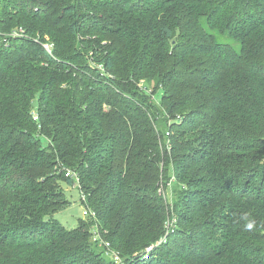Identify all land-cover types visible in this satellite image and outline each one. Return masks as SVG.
<instances>
[{
  "label": "trees",
  "instance_id": "1",
  "mask_svg": "<svg viewBox=\"0 0 264 264\" xmlns=\"http://www.w3.org/2000/svg\"><path fill=\"white\" fill-rule=\"evenodd\" d=\"M95 233L264 264V0H0V264H114Z\"/></svg>",
  "mask_w": 264,
  "mask_h": 264
},
{
  "label": "rangeland",
  "instance_id": "2",
  "mask_svg": "<svg viewBox=\"0 0 264 264\" xmlns=\"http://www.w3.org/2000/svg\"><path fill=\"white\" fill-rule=\"evenodd\" d=\"M43 142L44 144H46V141H43ZM63 189H64L65 198L71 203V205L63 212L55 215L54 220L63 224L66 227V229L73 230L78 227L80 220H86L88 218V216L84 214V212L86 211V207L82 203V200H81L83 199V196L80 192L78 182L75 183V186L64 185ZM167 189H168V198L170 199V200L168 199L167 202H170V203L172 202V205H173L174 204L173 191L175 190L173 179H172V182L168 183Z\"/></svg>",
  "mask_w": 264,
  "mask_h": 264
},
{
  "label": "built area",
  "instance_id": "3",
  "mask_svg": "<svg viewBox=\"0 0 264 264\" xmlns=\"http://www.w3.org/2000/svg\"><path fill=\"white\" fill-rule=\"evenodd\" d=\"M12 36L13 37H25V31L23 30V29H19L18 31H16V32H14L13 34H12ZM44 48L49 52V53H51V46L49 45V44H45L44 45ZM37 118H35V120H36ZM66 176L67 177H73V178H75V180L77 181V182H79V177H78V175H76V174H73V173H71V172H67V174H66ZM159 194L162 196V197H164V199L166 200V201H168V195H167V192H166V190H165V188H164V186L163 185H161V187H160V190H159ZM83 200L85 201V197L83 196ZM84 214L86 215V216H92L93 215V213L88 209V208H86V211L84 212ZM170 224V223H169ZM168 224V225H169ZM171 225V224H170ZM166 236L159 242V243H157V244H155V245H151L150 247H148L147 249H146V251H145V254H144V259H148L149 258V255L158 247V246H160L161 244H163V243H165L166 242ZM93 241L94 242H98V241H100V244L102 245V246H104L105 248H107V251L109 252V254L112 256V258H113V261H114V264H125L124 262H123V260L120 258V256L117 254V253H112L111 251H110V244L109 243H106V242H104L103 240H102V238L97 234V233H95V235H94V237H93Z\"/></svg>",
  "mask_w": 264,
  "mask_h": 264
},
{
  "label": "clouds",
  "instance_id": "4",
  "mask_svg": "<svg viewBox=\"0 0 264 264\" xmlns=\"http://www.w3.org/2000/svg\"><path fill=\"white\" fill-rule=\"evenodd\" d=\"M248 226H249V227H252V225H251V224H249Z\"/></svg>",
  "mask_w": 264,
  "mask_h": 264
}]
</instances>
